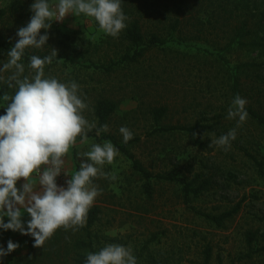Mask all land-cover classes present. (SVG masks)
<instances>
[{
    "label": "rangeland",
    "instance_id": "obj_1",
    "mask_svg": "<svg viewBox=\"0 0 264 264\" xmlns=\"http://www.w3.org/2000/svg\"><path fill=\"white\" fill-rule=\"evenodd\" d=\"M14 1L0 0V8H6ZM231 1L239 4V10L234 15L252 17L256 21L251 27L252 35L241 40L242 45L232 43V27H201L203 35L199 36L200 41L193 40L197 35L194 27H185L181 36L165 46L166 50L160 48L155 51L139 69L120 67L110 80L99 78L97 74V80L92 81L84 75L98 72L94 67L85 70L80 77L67 76L73 71V63L88 64L81 63L68 40L63 61L53 68L52 76L61 82L75 81L82 88L98 85L100 79L107 87H113L115 97L122 100L109 123V132L123 140L119 128H129L133 138L140 139L132 152L150 171L159 173L173 167L182 172L202 170L214 181L211 191L198 200L190 199L188 203L181 186L154 181L156 191L153 199L148 200L142 194V182L133 170L131 160L119 153L113 164L104 166V170L114 172L117 179L96 178L103 191L94 205L106 207L104 219L114 225L111 228L101 226V232L117 238L116 244L131 245L137 263L204 264V249L211 247L213 252L209 264H233L235 255L246 249L243 233L248 228L259 229L264 237V174H259L255 162L245 155L248 151L264 161V128L248 117L237 129V138L227 151L216 145L209 148L211 139L226 134L236 126V121L226 117L234 99L231 87L239 67L245 63L264 62V17L259 19L264 6L261 4L263 7L258 10L241 11L243 0ZM52 2L55 3V0ZM201 17L206 20L207 14ZM52 27L85 46H97L107 37L95 20L83 15H69L63 23L53 22ZM106 50L107 45H104L102 51ZM6 60L0 56V62ZM257 75H260L257 84L264 92V71ZM3 87L0 84V96L5 92ZM118 88H122L121 92ZM162 104L168 105L170 112L157 126L158 129L193 123L206 117L211 119L217 114L220 115L221 125L216 127L214 137L212 134L203 135L206 146L202 149L195 147L181 131L154 134L155 126L149 108ZM4 106L0 100V115L5 114ZM90 112L86 110L84 115L92 121ZM209 123H214V120ZM103 135L101 133L98 137ZM105 141L89 137L87 145H80L78 140L71 149L68 172L79 169L77 152L90 150L91 144H103ZM68 178L65 177L64 182ZM240 202L242 208L239 215L224 229L206 222L192 208L218 213ZM9 240L18 243L20 248L3 258L7 264L30 249L29 236L19 239L9 230L8 239L3 244L5 249ZM246 264H264V258H256Z\"/></svg>",
    "mask_w": 264,
    "mask_h": 264
},
{
    "label": "clouds",
    "instance_id": "obj_2",
    "mask_svg": "<svg viewBox=\"0 0 264 264\" xmlns=\"http://www.w3.org/2000/svg\"><path fill=\"white\" fill-rule=\"evenodd\" d=\"M29 10V21L17 29L7 60L0 62V81L12 90V94L6 91L0 96L5 104V114L0 115V229L31 236L33 247L40 249L58 230L76 232L86 225L89 211L103 191L93 181H115V173L106 172L104 166L113 164L119 155L111 141L93 143L90 150L76 153L78 171H67L71 149L78 140L80 145H87L89 132L95 130L99 136L110 129L108 124L98 127L95 120L85 117L89 103L77 82L46 76L45 67L60 60L58 50L48 47L47 33L53 22L63 23L69 15H83L95 20L104 34L118 37L130 18L122 9V0H34ZM46 46L48 54L28 58L26 72V51ZM247 103L239 95L234 97L226 118L236 121V126L211 139L209 148L216 145L227 151L231 147L237 129L248 118ZM119 132L125 144L133 138L126 126H121ZM198 135L192 133L193 139ZM61 175L70 177L65 180L66 187L57 183ZM20 181L23 183L17 187ZM25 213L30 216L26 227ZM19 247L12 240L6 249L0 245V260ZM85 264H137V258L131 245L109 243L88 252Z\"/></svg>",
    "mask_w": 264,
    "mask_h": 264
},
{
    "label": "trees",
    "instance_id": "obj_3",
    "mask_svg": "<svg viewBox=\"0 0 264 264\" xmlns=\"http://www.w3.org/2000/svg\"><path fill=\"white\" fill-rule=\"evenodd\" d=\"M33 2L34 0H15L10 6L0 8V56L7 58V52L17 39V29L26 25L32 15L29 9ZM263 2L264 0H243V7L240 10H258L264 6ZM233 6L234 9H232ZM238 6L239 4L235 5L231 0H122V9L125 15L130 18L126 22V29L118 37L107 35L106 40L97 46L92 47L91 45L85 46L82 43L81 45L75 43L69 36L62 35L56 27H52L47 33L50 37L48 47L58 50L57 58L60 60H54L52 65L46 66L45 74L46 76L52 75L55 65L59 64L65 57V48L69 46L67 44L68 40L71 41L70 45L74 47L72 52L80 57L81 63L88 62V64L73 63V71L67 76L76 75L80 77L85 70L94 67L98 72H94L93 75L87 73L84 75L92 81L97 80L95 78L97 74L100 75L99 78L104 77V79L110 80L121 69L120 67H128L129 69L136 67L139 69L155 51L160 48L166 50L167 47L165 46L174 41L177 36H181L185 27H194L197 35L193 37V40L198 41L201 40L199 36L203 35L201 27L206 25H213L216 28L232 27L234 31L232 43L242 45L241 40L250 36L251 27L255 26L256 21L252 17L242 18L238 17L237 14L234 15L235 11L239 10ZM202 14H207L206 20L201 17ZM260 14L259 19L261 20L264 17V8ZM7 25L12 27H5ZM41 34H44L43 30ZM104 45H107L106 51H102ZM48 47L46 46L42 50L28 49L26 51L23 59L26 72L28 58L33 54L43 57L50 52ZM262 71H264V62L241 65L238 73L234 76L231 91L233 98L239 95L248 101L246 105L248 117L264 128V92H261V87L257 84V79L260 76L257 74ZM64 74L66 76V73ZM4 75L6 77L8 74L5 73ZM98 80V85L84 86L80 90L86 97V102L89 103L91 119L95 120L99 127L103 124L109 125L122 98L118 100L114 95L113 87H107L104 85V80ZM0 84L4 86L5 92L12 94V90L7 89L4 81H0ZM121 90L122 88H118V92H121ZM149 109V114L155 126L154 134L181 131L199 149L206 146L203 135L205 133H215L216 127L221 125L220 115L217 114L211 119L206 117L193 123H179L158 129L157 126L168 116L170 108L168 105L162 104L151 106ZM212 120H214V123H209ZM102 133L105 135L99 138L96 131L93 130L88 133V136L98 138V140L111 141L119 153L131 160L132 168L139 175L142 182V194L148 200L153 199L156 191L154 181L181 186L187 203L190 199H200L214 188L212 177L202 170L189 169L187 172H182L180 169L173 167L164 172H152L132 152V149L140 142L139 138H132L125 144L113 133ZM192 133H198L199 135L193 139ZM245 152V155L255 162L259 174H264V161H260L248 151ZM93 182L98 185L96 179ZM104 201L106 199L101 203H104ZM192 208L206 222L218 229H224L227 223L234 221L239 215L242 203H237L218 213H208L199 211L195 207ZM105 211L106 207L100 204L93 205L89 211L87 223L83 228L76 232L60 229L40 249L33 247L34 238L29 236V252L18 255L11 264H85L88 252H96L105 244L118 241L117 238L109 237L101 232V226L110 228L114 226L112 222L105 221ZM5 223H7L6 218ZM8 232L0 229V245L3 246L5 240L8 239ZM243 237L246 249L235 255L233 264L236 262L246 264L253 262L256 258H264V237L261 231L250 227L243 233ZM212 252L211 247L204 249V264L210 263ZM0 264L7 263L2 258Z\"/></svg>",
    "mask_w": 264,
    "mask_h": 264
},
{
    "label": "crops",
    "instance_id": "obj_4",
    "mask_svg": "<svg viewBox=\"0 0 264 264\" xmlns=\"http://www.w3.org/2000/svg\"><path fill=\"white\" fill-rule=\"evenodd\" d=\"M69 170H70V162H69V165H68L67 171H69ZM22 183H23V181L18 182L17 187H20V185H21ZM58 185H60V186H65V187H66L65 182H64V183H58ZM5 218H6V221L8 222V218H7V217H5ZM29 219H30V216H28V214L25 213L24 216H23V221L25 222V227H26V222H27ZM12 233H13V234H17V236H18L19 239H22V237H26V236L20 234L19 232H13V231H12ZM25 244H26V241H25ZM23 245H24V243H23ZM19 248H20V247H19ZM19 248H18V249H19ZM18 249H17V250H18Z\"/></svg>",
    "mask_w": 264,
    "mask_h": 264
},
{
    "label": "built area",
    "instance_id": "obj_5",
    "mask_svg": "<svg viewBox=\"0 0 264 264\" xmlns=\"http://www.w3.org/2000/svg\"><path fill=\"white\" fill-rule=\"evenodd\" d=\"M64 176L61 175L60 177L57 178V182H64Z\"/></svg>",
    "mask_w": 264,
    "mask_h": 264
}]
</instances>
